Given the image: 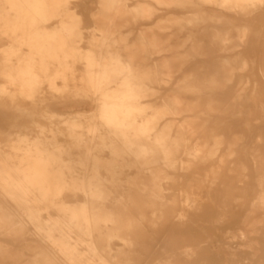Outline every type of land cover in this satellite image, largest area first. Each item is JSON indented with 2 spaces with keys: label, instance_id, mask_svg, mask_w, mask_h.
I'll return each mask as SVG.
<instances>
[{
  "label": "bare ground",
  "instance_id": "6f19581e",
  "mask_svg": "<svg viewBox=\"0 0 264 264\" xmlns=\"http://www.w3.org/2000/svg\"><path fill=\"white\" fill-rule=\"evenodd\" d=\"M124 1L105 0L102 3V11L126 10ZM154 1L166 8L174 7L188 12L186 16L166 20L162 24L163 27H195L203 24L207 19H217L220 22L222 19H218L221 17L217 13L210 16L207 12L215 11V7L232 12L237 9L243 11L255 2H264V0ZM62 2L63 0H0V35L6 36L9 43L0 51V77L3 80L0 85V108L17 107L33 110L43 105L49 97L73 99L76 96H84L94 104L95 120L87 123L86 133H83L86 112H76L75 117L78 120H66L63 124L66 137L72 141V149L77 154L76 162L84 170L82 177L85 180L79 184L73 179V185L85 188L82 191L85 202L75 207L65 208L63 205L60 207L68 215V221L58 219L44 222L41 220V211L46 208L34 204L48 201L51 199V194L52 198L59 196L62 188L69 185L63 177L65 172L72 173L74 167L70 163H65L62 154L65 152L71 155L73 152L63 151V146L56 141L55 129H50L47 123L44 124L38 121L39 119H35L34 112L29 113L27 115L31 122L24 126L25 132L12 131L9 135L15 136L14 139H8L11 143L10 148L20 154L19 157L11 156L15 162V169L8 162L0 161V185L21 189L22 196L19 200L26 204L22 207L25 212L24 214L14 213L8 207L0 205V237L9 236L16 240L28 231V226L33 228L35 235L45 236V245L41 247V244H37L36 248H39V251L25 264H136L139 257L137 248L143 242L142 230L145 224L156 231L171 217L173 208L172 204L166 200L163 183L168 178L167 170L176 169L178 154L182 147L188 146L192 130L195 129L192 121H186L187 124L180 126L177 135L173 137L169 126L159 129V124L167 116L175 120L184 112H193L197 108L196 112L200 105L198 106V103L185 105L184 100L177 93L166 97L158 108H154L149 118H144L146 111L142 100L150 96L151 88L148 86L150 77L159 83L161 75L169 76L174 72L177 61L171 62L169 56L164 53L166 51L172 53L171 50L173 51L175 47L167 44V41H160L157 39L159 37H150L145 40L141 37L139 58L142 62L136 65L135 50L122 46L121 43L124 41L116 40L111 33L95 39L90 51L80 55L70 46L75 42L74 27L68 21L61 22L59 32L50 31L45 27L57 16L58 7ZM197 8L200 9L196 11ZM134 10L138 16L151 18L156 8L139 5ZM145 35L148 36L147 33ZM68 37H70V44L67 41ZM246 37V29H236L223 33L216 32L215 40L223 45L222 51L231 52L239 48ZM228 44L230 47H227ZM174 51L177 50L174 49ZM150 54L161 56V62L153 66L145 64V61L152 59ZM80 61L84 63V68L77 73L75 68ZM227 64L228 61L220 63L222 69L225 68L223 72L228 71V75L232 76L231 71H226ZM193 75L184 79L185 84L180 86L183 92L180 88L178 91L184 93V91L199 90V88H205V91L206 89L208 91V89L214 90L221 87H219L217 74H205L202 85L193 87L190 83ZM228 75L226 76L229 77ZM220 76L223 77L222 74ZM251 101L254 108L251 110L256 109L263 114L264 100L257 98L255 93ZM213 103L205 102L204 109L213 110ZM248 119L247 122L251 121ZM250 119L253 121V117ZM243 125L242 128L245 126ZM247 127L252 129L250 125ZM211 131L213 133V130ZM246 131L248 132V129ZM215 132L211 136L215 141L214 147L207 149L205 142L201 146L185 149L189 157L187 160L189 166L205 163L217 154L223 144V137ZM61 136L65 134L62 133ZM261 137V132H257L254 137V146L247 149L256 170L258 190L252 201V208L244 217L241 227L231 231L228 238L229 241L239 240L244 246L248 241H250L248 245L251 246L256 243L252 235H257L259 226L262 227L264 224V156L259 147ZM243 139V134L240 137L236 136L235 142H232L227 151L229 157L236 153L235 147ZM20 142L24 144V148L16 145ZM105 153L112 157L109 161L104 162L98 159ZM123 155L132 156L130 167L137 170L136 178L127 182V185L134 189L123 192L117 198L114 197L115 201L108 206L106 201L109 200L112 192L105 189L109 186L121 185L119 181L114 180V166L117 157ZM223 168L224 160L222 159L217 168L203 174L200 178L201 183L213 184L221 177ZM101 170H105L112 180L108 183L100 180L97 175ZM231 172H236L238 175L234 187L238 189L244 187L246 167L237 164ZM14 174H22L27 180L18 181ZM26 186L41 189L44 192L43 197L26 193V190H22ZM230 186L225 184L224 188ZM225 192L226 194L222 195L223 207L219 205L222 209L221 219H224L226 213L231 211L233 203L240 201V198L232 195L234 194L232 189L227 188ZM8 195L11 196L10 193ZM12 199L16 200V198ZM60 202L64 204L63 200ZM194 202L196 197L191 191H187L183 197L181 210L191 207ZM181 216L182 213L179 214V218ZM75 227L79 232L77 239L71 237ZM57 233L59 236H56ZM116 242L121 245L114 248ZM191 254L192 249L187 242L183 241L179 245L173 240L164 251V255L153 264H182L180 257H190ZM21 256L20 252L12 253L0 244V264H8L7 259L16 261Z\"/></svg>",
  "mask_w": 264,
  "mask_h": 264
},
{
  "label": "rangeland",
  "instance_id": "374dc122",
  "mask_svg": "<svg viewBox=\"0 0 264 264\" xmlns=\"http://www.w3.org/2000/svg\"><path fill=\"white\" fill-rule=\"evenodd\" d=\"M104 1L105 0H63L58 7L57 16L46 24L45 27L50 31L59 32L61 22L68 21L74 27L73 37L75 42L70 46L80 55H85L90 51L92 45L95 43V39H100L103 35H110L112 33L116 40L124 41L121 43L122 46L135 50L137 55L134 59V63L136 65L142 62L139 58L142 38L145 40L150 37H159L157 39L160 41H167L166 43L175 47L174 49L177 51L173 49V51L171 50L172 53L166 51L167 53L165 52L164 54L169 56L168 58L171 62L176 60L177 67L169 76L161 75V81L159 83H156L154 79L150 77L151 81L148 82V86L151 88L149 92L150 96L142 100V104L146 111L144 118H149L154 108H158L166 97L177 93L180 94L185 105H195V103H198V106L200 105L196 112L195 110L197 108H195L193 112H184L181 116L178 115V118L175 120L167 116L161 120L159 124V129L169 126L170 133L173 137L177 135L180 126L187 124L186 121H192L195 129L192 130L188 146L182 147L178 154L176 169L167 170L168 178L163 183L166 200L168 203L172 204L173 208L171 217L156 231L145 224L142 230L143 242H141L140 246L137 248V255L139 257L136 264H153L155 260L160 259L164 255V251L168 249L170 242L173 240L179 245L185 241L191 246V256L180 257V262L182 264L263 263L264 224L262 227L259 226L260 228L257 235H252V237L256 239V243L252 244V246L248 245L250 241L244 246L239 240L229 241L228 238L231 231L233 232L241 227L244 217L252 208V201L258 190L256 170L252 162V157L247 152V149L254 146V137L257 132H261L262 134L259 147L264 156V119H262L264 113L262 114L256 109L251 110L254 109L252 108L253 102L251 98L254 97L255 93H257V98L262 101L264 100V2H255L247 10L243 11L237 9V11L232 12L231 10L228 11L227 9L224 10L215 7V11L209 10L210 12H207L210 16L218 14V16L221 17L218 19H222L220 22L217 19H207L203 24L195 27H163L162 24H164L166 20L186 16L188 12L174 7L166 8L165 6L157 4L154 0H125L123 4L126 10H111L106 11V13L102 11V3ZM139 5L152 6L156 8V11H154L151 18L138 16V13H136L134 9ZM199 9L200 8H197L195 10L198 11ZM236 29H246L247 37L245 41L239 48L237 47L231 52L222 51L223 45L215 40L216 32L223 33L235 31ZM146 33L149 37L145 35ZM69 39L70 37L67 38L68 44H70ZM8 45V38L0 35V51ZM227 47H230V45L228 44ZM150 57H152V59L144 62L148 66H153L159 61L161 62L162 59L161 56L155 54H150ZM226 61H228L226 71H231L232 76L228 75V71L223 72L225 68L222 69V65H220V63L223 64ZM241 67L243 69H241ZM83 68L84 63L80 61L77 63L75 69L77 73H80ZM220 71L222 73H220ZM205 74H217L219 87L221 86L220 89H208V91L206 89L205 91V88H199V90L194 89L181 93L183 90L180 86L185 84L184 79L187 76L193 75L194 77H192L193 79H191L192 81H190V83L193 87H199L203 83ZM219 74H222L223 77ZM2 83L3 80L0 77V85ZM178 88H180L181 92L180 90L178 91ZM207 101L214 102L212 104L213 110L204 109V104ZM188 102L189 104H186ZM94 107V104L88 100V98L76 96V98L74 97L73 99L60 97L52 99L49 97L43 105L33 110L32 108L23 110L17 107H14L15 109L0 108L1 162H8L9 165L15 169V162H13L11 156L19 157L20 154L10 148L11 143L8 142V139H14L15 136L9 135L12 131L25 132L24 126L31 122L27 114L32 112H34L35 119H39L38 121L41 123H47L50 129H55L57 135L56 141L63 146V151L70 150L73 152L71 155L65 152L62 154V159L65 163H70L74 167L72 173L65 172L63 177L69 185L62 188V193L59 196L52 198V194L51 196L49 194L51 199L44 203L34 204L46 208V210L41 211V220L44 222L58 219L68 221V215L64 210L60 209V207L62 205L65 208L75 207L85 202V197L82 193L85 188L73 185V179L77 180L79 184L85 180L82 177L84 170L76 162L77 154H75L72 149V141L66 137L63 124L66 120H78L75 117L76 112H86V118L83 120V133H86L85 127L87 123H91L95 120L93 117V112H95ZM3 110H5V112ZM13 110L16 111L14 112ZM250 117H253V121ZM247 118L251 121L247 122ZM260 119H262V121ZM194 120L195 122H193ZM247 125H250L252 129L250 130ZM247 129L248 132L246 131ZM211 130H213V133ZM214 131H216L215 134L217 133V135L223 137V144L218 149L217 154L212 157L211 160L208 159L205 163L201 162L194 166H189L187 162L189 157L186 155L185 149L201 146V144L205 142L207 144V149L214 147L215 141L211 138ZM62 133L65 134V136H61ZM242 134L244 139L240 141L239 145L241 146L238 145L235 147L236 153L229 157L227 151L230 145L232 142H235L237 135L240 137ZM16 142L17 141H15V143ZM16 145L19 146V148H24V144L21 142ZM239 147L242 148L239 149ZM111 158L112 157L108 153L98 157V159L104 162L109 161ZM130 158H132V156L128 155L117 157V162H115L114 166V180L119 181L121 185L109 186L105 189L112 192L110 193L109 200L106 201V205L108 206H110L111 202L115 201L123 192L126 193L134 189L127 185V182L134 180L137 175V170L130 167ZM222 159L224 160V168L221 177L215 180L213 184L210 182L201 183L200 178L203 174L206 171L217 168L221 164ZM237 164H242L246 167L244 187L239 189L238 187H234L238 175L236 172H231ZM14 176L18 181L27 180L22 174H14ZM97 176L106 183L112 180V177H110L105 170H101ZM225 184L231 186L224 188ZM227 188L230 190L232 189L234 193L232 195H234L235 198H240V201L237 202L239 205L233 203L231 211L226 213L224 219H221V207H223L222 205L224 204L222 202V195L224 196V194H226L224 190ZM22 190H26V193L35 194L39 197H43L44 195L41 189L32 186H26V188ZM187 191H191L194 194L196 202H194L191 207L182 211L181 204L184 194ZM8 193H10L11 196H9ZM21 196L22 191L20 188H6L0 185V205L8 207L13 210L14 213L24 214L25 212L22 207H25L26 204L19 200ZM12 198H16L17 201ZM60 200H63L64 204L60 202ZM180 213H182L181 218H179ZM28 228V231L20 235L16 240L9 236L0 237V244L5 249L12 253L18 251L22 255L21 258L16 261L7 259L8 264H25V262L33 259L37 251H39V248H36L37 244H41V247L45 245V236H37L33 233V228H30V226H28ZM78 234L79 232L75 227L71 237L77 239ZM56 236H59V234L57 233ZM119 245L121 244L116 242L114 248H117Z\"/></svg>",
  "mask_w": 264,
  "mask_h": 264
}]
</instances>
